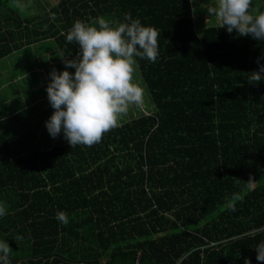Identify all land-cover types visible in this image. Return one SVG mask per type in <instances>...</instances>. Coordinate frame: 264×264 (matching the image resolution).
<instances>
[{
	"label": "trees",
	"instance_id": "trees-1",
	"mask_svg": "<svg viewBox=\"0 0 264 264\" xmlns=\"http://www.w3.org/2000/svg\"><path fill=\"white\" fill-rule=\"evenodd\" d=\"M35 3L30 13L0 0V59L50 39L74 58L66 33L77 19L130 14L161 32L157 62L137 58L155 111L92 147L41 140L27 155L0 128L10 264H264L254 249L264 241V81L247 80L264 41L214 24L200 33L193 0Z\"/></svg>",
	"mask_w": 264,
	"mask_h": 264
},
{
	"label": "clouds",
	"instance_id": "clouds-1",
	"mask_svg": "<svg viewBox=\"0 0 264 264\" xmlns=\"http://www.w3.org/2000/svg\"><path fill=\"white\" fill-rule=\"evenodd\" d=\"M253 0H215L207 14L217 21V27L233 30L242 37L264 41V11L252 14ZM161 32L144 25L138 18L125 14L122 22L103 17L91 22L77 19L66 33V42L78 45L74 58L61 56L64 70L52 69L47 84V98L54 109L45 121L52 138L63 132L71 145L92 147L102 142L104 135L120 126V118L131 106L144 103L143 88L134 83L137 58L151 63L159 59ZM250 72L248 82L264 81V64ZM71 67L75 72L67 69ZM8 205L0 201V217L7 215ZM56 219L69 223L68 215L58 211ZM19 239V237L15 238ZM259 262H264V241L254 247ZM11 246L0 240V264H10ZM245 264H251L246 260Z\"/></svg>",
	"mask_w": 264,
	"mask_h": 264
},
{
	"label": "rangeland",
	"instance_id": "rangeland-1",
	"mask_svg": "<svg viewBox=\"0 0 264 264\" xmlns=\"http://www.w3.org/2000/svg\"><path fill=\"white\" fill-rule=\"evenodd\" d=\"M17 1V5L18 7L22 10V11H29L30 13H37L40 12V7L39 5H37V3H35V0H16ZM52 3H56L59 0H49ZM207 3L211 4L209 6H207ZM258 2H261L260 4H262V7L260 9H262L261 11H264V0H253L252 3V14L256 15L259 14L258 12ZM41 3H45V1L41 0ZM215 3V0H193V6H195L196 8L198 7L197 11V17L195 19V23H196V28L197 30L202 33L204 31V29H207L208 25L214 24L217 25V21L214 17L207 15V7H211L212 4ZM46 4V3H45ZM27 5V6H26ZM204 12V13H203ZM206 32V30H205ZM204 32V33H205ZM56 44L54 43V41L47 40V41H43V42H38L35 43L33 45H29L28 47L33 48V49H38V54L33 55V57H31V55H29V51H21L19 52L17 55L12 56L11 58L12 61L15 60V63L19 62L20 59H22L21 63L22 65H20V67H22L23 69H33L34 66H39L40 65V70H45L39 74H42L41 79L42 80H48L50 78L49 73L51 72L52 69H54V67L51 66H44L46 64V59L52 55L53 58H56L57 56L61 57L60 55H58L57 50L55 49ZM48 50H50L51 52H48ZM53 51V54H52ZM46 52L48 54H46ZM47 56V57H46ZM29 57H31L29 60L25 61V58L28 59ZM24 60V61H23ZM9 61L2 59L0 60V68L3 67V65L5 64H10L7 63ZM33 67H31V66ZM15 66V65H14ZM57 69V71H62L65 68V65H57L55 66ZM19 70V68L17 69ZM17 70L14 71H10L8 73V78L12 79L13 75H14V79L16 77L17 74H19V72H17ZM5 74H3V78L0 79V82H2L4 80ZM133 77H134V83H136L137 85H139L140 87L143 88L144 91V103L142 106H131L128 113L126 115H123L120 118L119 123H122V119L123 121H127L130 120L131 118H134L136 116H138L140 113H142V111L148 113H153L155 111V105L153 103L152 97L150 95V92L143 80V78L141 77V74L138 70L137 67V63L134 66V73H133ZM30 80H34L33 84L37 85V83H39L37 81V73H34L33 76L29 77V79H26L25 82L24 81H20V83H12L11 85H9L6 89H0V114H6L9 113V109L12 106V103L19 98L20 102L15 101L14 103L17 104L16 106H20L22 107V109L24 110V113H26L27 115H29L30 109H28V107H23L25 105L23 97L30 101L33 98H37L38 93L43 90L45 91V89H39L38 92L35 90L32 92V90H34L35 88L31 89L29 87L30 84ZM28 86V87H27ZM41 86V85H40ZM18 90V91H17ZM16 92V94L14 95L13 99L11 101V103L9 102V99H7V93L10 92ZM41 106V104L39 105ZM12 110V109H11ZM22 114H20L19 116H22ZM15 120V118H11L10 120L7 121H2L0 122V128L4 129L3 126H5L6 124L4 122H13ZM22 121V120H21ZM29 121V119H25L24 122H21V125L19 128H15V129H11L9 132L10 133H14V131H17L19 134L18 136L15 138V141L13 143H11L13 145L14 148H16L17 153L19 155H23L24 153H28L29 150H31L33 147H35L36 145H28L26 144L24 138L22 137V135L24 134L23 131L25 129V125L26 123ZM19 125V124H18ZM5 130V129H4ZM28 138H32L31 136H29ZM26 144V146H25ZM24 154V155H27Z\"/></svg>",
	"mask_w": 264,
	"mask_h": 264
},
{
	"label": "crops",
	"instance_id": "crops-1",
	"mask_svg": "<svg viewBox=\"0 0 264 264\" xmlns=\"http://www.w3.org/2000/svg\"><path fill=\"white\" fill-rule=\"evenodd\" d=\"M42 1H46V0H42ZM51 4H54V3L51 2ZM206 4H207V6L211 5L207 2H206ZM207 9H208V7H207ZM196 10H198V7L196 8L195 6H193V12H194L193 14H194L195 19H196L197 14H198ZM211 25H209V26H211ZM28 46H25V47H22L21 49L15 50L13 53L8 55L7 57L0 59V60L5 59V60L10 62V64H5V65H3L2 68H0V79H2L3 74H5L4 80L2 82H0V89L1 88L6 89L12 83L18 84V83H20V81L25 82L26 79H29V77L34 75V73H37V81L39 83H37V85H34L33 84L34 80H30L29 87L31 89L35 88L34 90H32V92L35 90L38 92L39 89L40 90L45 89V91L41 90L38 93L37 98H33L30 101H28L26 99V97L25 98L23 97L22 100H24V103H25V105L23 107H28V109H30L29 115L24 113V110L22 109V107L16 106L17 104H15L14 102L15 101L20 102L19 98L16 99L12 103V106L9 109V113L0 114V122H2L3 120L4 121L10 120L11 118H15V120L13 122H9V123L4 122L6 124L5 126H3V128L5 130L2 128L1 129L5 133H8V135L10 134L11 136H10L9 140L11 142H14L15 138L18 136L19 133L17 131H14V133H10L9 131L11 129L19 128L22 121L24 122L25 119H29V121L25 125L23 135H29L32 137V140H33L32 145H34V143H37L38 141H41V140H43L45 144H49V145L44 146L45 148H52L54 145H64L68 142L66 141V139H64L63 132H61V134L58 137L52 138L49 135L47 128L45 126V121L51 116V114L54 111V109L51 107V105L48 101L47 92H46L47 84L50 82L51 78H49L48 80H42L41 79L42 74H39L43 71H46V69L40 70L41 69L40 65L34 66L33 69H23L22 67H20V65H22V63H21L22 59H20V61L17 63H15V60L12 61L13 58H11V57L14 55H17L21 51H29V53H30L29 55H31V57H33V55H35V54H38V49H33V48L30 49V47H28ZM55 49L58 50L56 46H55ZM48 52H51V51L48 50ZM46 54H48V53L46 52ZM52 54H53V51H52ZM31 57H29L28 59L25 58V61L29 60ZM9 62H7V63H9ZM46 65L54 67V69L57 70L58 68H56L55 66H57V65L62 66V65H64V63H63L62 58H60L58 56L56 58H53L52 55H50L46 59V64L44 66H46ZM31 67H33V66H31ZM18 68H19V70H17ZM15 70H17V72H19V74L16 75L15 79H14V75L12 76L13 77L12 79L8 78V73L10 71L16 72ZM67 70L72 72L70 70V67ZM17 91L7 93L6 96H7V99H9L10 103L12 100H14L13 97ZM40 104H41V106H39ZM22 113H23V115L19 116Z\"/></svg>",
	"mask_w": 264,
	"mask_h": 264
}]
</instances>
